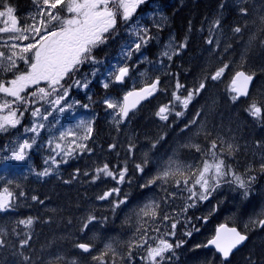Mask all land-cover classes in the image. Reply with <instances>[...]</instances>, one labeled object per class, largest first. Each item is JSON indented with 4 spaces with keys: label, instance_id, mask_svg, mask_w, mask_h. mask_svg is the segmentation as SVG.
Wrapping results in <instances>:
<instances>
[{
    "label": "rangeland",
    "instance_id": "rangeland-1",
    "mask_svg": "<svg viewBox=\"0 0 264 264\" xmlns=\"http://www.w3.org/2000/svg\"><path fill=\"white\" fill-rule=\"evenodd\" d=\"M139 1L141 0H30L27 6H23L26 20L24 32H4L0 29L3 32L0 34V171L11 166L10 164L23 166L29 154L37 152L39 145L42 147L41 152L45 153L39 159L40 169L31 170V173L40 178L49 176L70 159L91 152L93 132L95 127L100 128L96 123L100 113L102 117L118 116L124 119L123 101L117 95L118 91L123 93L136 83H143L142 88L150 96L151 88L153 93L164 95L166 88L172 86L171 103L162 105L163 120L167 119L165 114H171V124H163L158 112L160 104L155 107L163 100L162 96L148 106L155 108L153 113L147 108L136 112L133 117L134 130L129 128L130 122L127 120L125 128L117 126L112 134L114 139L117 133L115 141L122 145L131 143L139 136L137 130H140L142 146L137 155L141 159L146 158L148 162H154L160 177L149 183L151 191L143 196H155V192L160 190L169 203L162 216L156 219L152 216L147 223L139 219L138 212L135 225H126L119 236L115 234V237L131 238L132 242H137V249H132L128 255V259L134 264H184L185 260L182 258L187 257L185 253L189 246L197 245L193 241L181 243L179 247L172 243L175 235L173 227H176L173 223L180 219L181 213L187 214V210L196 208L194 198L199 201L203 198L209 200L207 198L210 197L212 185L221 177L226 179V168L230 170L229 176L235 177L232 165L229 167L224 161L225 150L238 149L241 141L248 138L238 131L241 123L244 119L252 120V117L260 119L261 113L255 109L264 111V106L251 99L237 101L238 95L232 85V78L226 82V97L221 98L222 102L227 98L226 107L214 103L213 87L206 90L207 87L201 82L182 84L177 75H166L174 67L170 61L172 56L174 62L180 53L177 41L167 38L163 42L160 31L165 19L163 11L153 8L149 11L150 7L145 4L137 11ZM157 12H161L159 16H156ZM3 13L7 15L9 8L0 12ZM151 14H155V17H148ZM49 29L52 30L49 32ZM220 34L221 30L214 22L208 40L217 39ZM60 37H64L67 51L65 58L61 60L64 55L59 52L60 62L54 69L43 68L42 66H52L47 61L48 51L53 47L58 49L57 40ZM88 48L91 49L86 54L88 67L81 75L77 64L83 53L77 58L76 52H84ZM93 50L95 55L92 54ZM114 68L116 71L111 83L114 85V94H88V89H94L92 82L107 86L108 74ZM128 69L129 75L125 79ZM117 75L119 83L115 85ZM84 76L86 80L89 79L88 83ZM65 78L69 79L66 85ZM36 83L46 85L36 88ZM27 85L33 87L26 88ZM204 94L211 103L203 101ZM228 107L249 116H243L241 120L239 114ZM262 118L261 124L251 121V128L264 129V117ZM103 132L106 138L111 135L109 131ZM202 132V141H208L211 133L216 142L203 152L201 166H195V154L199 152L197 137ZM151 135L160 140L148 137ZM126 137L128 141L125 143ZM261 141L263 146L259 151L263 154L264 137ZM184 147L192 149L187 158L182 156ZM130 150L134 151L135 146H131ZM247 163H251L249 157ZM88 168L96 167L88 163L85 166L87 172ZM169 174L173 176L174 183L164 185L163 182L171 183L164 178ZM111 176L115 180L119 178L116 172ZM126 184L130 185L132 181H127ZM238 186H241L244 193L236 189ZM236 188L227 181L225 187L216 193L217 199L226 203L240 195L245 199L253 197L258 201V208L263 209L264 189L252 196L251 193L256 189L243 177ZM124 193L125 196L120 197L121 193L117 191L116 206L123 207L127 202L128 189ZM12 195L8 188L0 185V212L12 210ZM255 223L263 224L264 216L256 217ZM144 226L149 233L145 238H140ZM202 229L200 227L198 230ZM190 230L191 222L182 225V232ZM24 244L25 242L20 243ZM115 254V259L107 264H125L118 246Z\"/></svg>",
    "mask_w": 264,
    "mask_h": 264
},
{
    "label": "trees",
    "instance_id": "trees-1",
    "mask_svg": "<svg viewBox=\"0 0 264 264\" xmlns=\"http://www.w3.org/2000/svg\"><path fill=\"white\" fill-rule=\"evenodd\" d=\"M29 2L22 0V7ZM153 9L163 11L165 28L171 33L163 37V42L174 35L180 52L174 62L172 56L170 61L174 67L166 75H177L182 84L201 82L206 90L213 87L214 103L227 107V98L224 102L221 99L226 97V82L231 78L232 82L235 73L242 70L254 74L256 79L248 95L238 96L237 101L251 99L264 106V0H162ZM214 22L221 34L217 39L208 40ZM171 89L172 86L166 88L165 100ZM102 95L107 96L106 93ZM162 96L155 94L154 101ZM202 99L211 103L205 94ZM161 103L163 100L155 107ZM152 104H146L151 113L155 111V108L148 107ZM228 108L237 112L241 120L244 115L249 116ZM260 113V119L252 117V120L242 121L240 134L246 131L254 141H261L264 129L251 128V121L261 124L264 111L260 110ZM139 131L136 141L116 148L113 145L116 141L112 140L115 131H109L111 135L106 138L105 133L95 127L91 152L70 159L44 178L31 173V170L40 169L39 159L45 153L41 152L39 145L37 152L29 154L26 164H10L0 171V185L13 194L12 210L0 212V264H107L115 259L117 246L125 264H134L128 255L132 249H137V242H132L131 238H116L115 234L119 236L128 224L130 227L135 225L138 212L139 219L147 223L152 216L155 219L162 216L169 204L160 190L155 196H143L151 191L149 183L160 177L154 162L137 155L142 146ZM203 135L202 132L198 136L199 152L195 154V166H201L203 152L216 142L211 133L208 141H202ZM148 137L156 138L153 135ZM131 146H135L134 151L130 150ZM189 151L192 149L184 147L182 156L187 158ZM88 163L96 168H88L87 172L85 166ZM114 172L121 177L120 183L112 178ZM229 172L226 168V179L221 177L212 185L211 190L214 188L215 191L210 190L212 197L209 200L194 198L196 208L187 210V214L181 213L180 219L173 223L176 227H173L172 243L179 247L181 243L193 241L197 245L189 246L185 253L187 257L182 258L184 264H264V223H255L256 217L264 216V207L262 210L258 208V201L253 197L245 199L240 195L226 203L217 199L216 193L231 177ZM259 172H264V167ZM234 174L235 177L231 178L236 188L242 177L238 171ZM164 178L171 182H163L164 185L174 183L171 174ZM127 181L132 184L127 185ZM127 189L129 200L123 207L116 206L117 191L121 193L120 197H124ZM236 189L244 193L241 186ZM188 222H191L192 230L182 232V225ZM221 223L237 228L248 238L243 247L227 258L205 248ZM200 227L202 231L198 230ZM142 231L146 230L142 228ZM22 242L25 244L20 245ZM80 243L89 247L87 253L79 249Z\"/></svg>",
    "mask_w": 264,
    "mask_h": 264
},
{
    "label": "flooded vegetation",
    "instance_id": "flooded-vegetation-1",
    "mask_svg": "<svg viewBox=\"0 0 264 264\" xmlns=\"http://www.w3.org/2000/svg\"><path fill=\"white\" fill-rule=\"evenodd\" d=\"M21 1L22 0H0V12L1 11H6L9 8V13L7 15H3L0 14V29L4 30V32H6L7 30L15 32V31H19V32H24L26 29V20L24 17V12H23V7L21 5ZM162 0H141L137 3V11L139 10V7L143 4H145L146 6L150 7L149 11H151L152 8H157L159 3ZM150 5V6H149ZM103 8H104V4H103ZM107 8V7H105ZM161 12H157L156 16H159ZM155 17V14H151L148 17ZM165 21H163V27L160 29L161 34H163V37H166L168 35H170L171 33L167 30V28H165ZM146 23H148V18H146ZM163 29L165 31H163ZM52 29H49V32ZM64 31V30H63ZM3 33L2 31H0V34ZM171 38H174V35L171 36ZM177 37L174 38V41L176 42ZM57 43L59 45L58 49H54L51 48L48 51V58L47 61H49L50 63H52L51 65L48 66H42L43 68L46 69H54V67L60 62V58H59V52L62 53L64 55V57H61V60H63V58H65L66 56V48H65V43H64V37H60L57 40ZM176 45V44H175ZM90 51L91 49L88 48L86 51H77L76 52V56L78 58L79 55L80 56V60H79V64H77V66L79 67V71L81 73V75L84 73L85 69L88 67L87 63H88V57H87V51ZM95 50L92 51V54H94ZM76 60V57H75ZM117 63V62H116ZM115 64H113L114 66ZM129 68V66H128ZM61 71V70H60ZM116 69H111L108 76H109V82L106 84L107 86H100V84L98 83H94L92 82V87H94V89H88V94H94L95 90L97 93L99 94H104L106 93L107 96L114 94L115 90H114V85L111 84L112 83V79L114 78V73H115ZM119 73V71H118ZM121 73V72H120ZM122 75V73H121ZM129 75V69L127 71V75L125 76V79H127ZM85 80H86V76H84ZM65 85L67 83V81H69L68 78H65ZM115 85L117 83H119V75L116 76L115 78ZM118 80V81H117ZM121 80V77H120ZM87 83L89 82V79L86 80ZM36 88H39V85H46L45 83H36L34 84ZM158 85V84H157ZM32 85H27L26 88H31ZM46 87V86H45ZM143 87V83H136L132 88H142ZM132 88H128L127 90H125L123 93H121L120 91H118L117 95L119 97H121L130 89ZM95 92V93H96ZM150 92L152 93L150 99L146 102H144L143 104H141L139 107L137 108H133L128 114H124L122 113V115L124 116V119L119 118L118 116H104V117H100L96 119V123L97 125L101 128L103 127V131H111V130H115V127L117 126H122L123 128H125L127 126L126 121L128 120L130 123L128 124L129 128H131L132 130L135 129V124H134V119L133 117L135 116L136 112H138L139 110L145 109L146 104L147 103H153L154 102V97H155V93L152 92V88L150 90ZM182 92V91H181ZM154 94V95H153ZM173 92H171L168 96V100L164 99V95H163V103H161L158 107V112L160 113V117H161V121L163 122V124H165L166 122H169L170 124L172 123V118H171V114H165L164 116L167 117L166 120H163V106H165V104L171 103L170 101V95H172ZM195 110H197V107L195 108ZM257 112L260 113V110L258 108L255 109ZM170 112V110H169ZM113 117H115V119H113ZM264 127V126H263ZM108 130H106V129ZM164 131V130H163ZM255 132V130H253ZM171 133V132H170ZM243 136H246V131H242ZM117 137V133L115 134V138L113 139V141L116 140ZM248 138L246 140H243V142L241 141L238 149L235 150H229L226 149L225 150V157H224V161L226 164H229V167H233L234 171H238L241 174V177H243L246 181L250 182L251 187H254L256 189L255 192H252L251 195H257V192H259L260 190L264 189V172L260 173L259 171H257V169H261L264 167V153L262 154L261 151H259V149L262 148L263 144L261 143L262 141H254V139L251 136H247ZM136 139V137L133 139V141ZM128 141V138L126 137L125 143ZM114 147H118V144L115 142L113 143ZM122 145H127L126 144H122ZM249 145H251L249 147ZM250 158L251 163H253V165H251V163H247V158ZM257 168V169H256ZM256 170V171H255ZM258 172V174L256 173ZM262 174V175H261ZM117 183L121 182V178L119 177L116 180ZM229 183H232V178L228 179ZM215 189L213 188L211 190V192H214ZM210 197L212 196L211 193ZM118 200V199H117ZM129 200V198H128ZM146 231L143 232V234L140 235V238H145L146 235L149 233V230L147 227H143ZM188 238H190V236H188Z\"/></svg>",
    "mask_w": 264,
    "mask_h": 264
},
{
    "label": "water",
    "instance_id": "water-1",
    "mask_svg": "<svg viewBox=\"0 0 264 264\" xmlns=\"http://www.w3.org/2000/svg\"><path fill=\"white\" fill-rule=\"evenodd\" d=\"M255 79L256 76L254 74L240 70L235 73L232 85L239 96L246 97ZM150 97L143 88L130 89L122 96L123 113L125 115L128 114L133 108H137L148 101ZM207 199H210V197ZM247 239V235L241 233L237 228L221 223L215 228L214 235L206 242L205 248L213 249L221 257L227 258L243 247ZM79 249L83 253L89 251V247L85 244H80Z\"/></svg>",
    "mask_w": 264,
    "mask_h": 264
},
{
    "label": "bare ground",
    "instance_id": "bare-ground-1",
    "mask_svg": "<svg viewBox=\"0 0 264 264\" xmlns=\"http://www.w3.org/2000/svg\"><path fill=\"white\" fill-rule=\"evenodd\" d=\"M244 100V99H243ZM200 107V106H199ZM245 107V106H244ZM238 115V114H237ZM202 116V115H201ZM245 116V115H244ZM151 118V117H150ZM149 119V118H148ZM200 119V118H199ZM148 121H150V120H148ZM205 124V123H204ZM194 128V127H193ZM239 128V127H238ZM203 129V128H202ZM195 130V129H194ZM240 130V129H239ZM238 130V131H239ZM190 131V130H189ZM238 131H237V133H238ZM240 132V131H239ZM243 134H245V133H243ZM249 135V134H248ZM246 136H247V134H246ZM198 138V137H197ZM257 139V138H256ZM261 139V138H260ZM258 141V140H257ZM201 144V143H200ZM202 144H203V142H202ZM167 151V150H166ZM192 157V156H191ZM135 161H136V159H134ZM196 160V159H195ZM199 160V158L197 159V161ZM119 163V162H118ZM197 165V164H196ZM257 169V168H256ZM263 169V168H262ZM259 170H261V169H259ZM258 169H257V171H259ZM256 171V170H255ZM257 174H258V172H256ZM260 174V173H259ZM258 174V175H259ZM262 175V174H261ZM212 197V196H211ZM210 197V198H211ZM214 209V208H213ZM241 228V227H240ZM257 230V229H256ZM198 242V241H197ZM80 244H85V243H80ZM86 245V244H85ZM243 249V248H242ZM196 250V249H195ZM198 252V251H197ZM215 253V252H214ZM232 256V255H231ZM218 259V258H217ZM209 260V259H208Z\"/></svg>",
    "mask_w": 264,
    "mask_h": 264
}]
</instances>
